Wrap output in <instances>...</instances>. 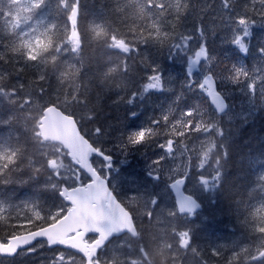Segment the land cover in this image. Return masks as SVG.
Listing matches in <instances>:
<instances>
[{
  "label": "trees",
  "instance_id": "obj_1",
  "mask_svg": "<svg viewBox=\"0 0 264 264\" xmlns=\"http://www.w3.org/2000/svg\"><path fill=\"white\" fill-rule=\"evenodd\" d=\"M228 3L230 7L224 8L221 0H29L26 10L20 11L24 19L18 22L14 20L18 0H0V201L20 203L28 198L45 209L62 203L47 182L50 170L44 163L43 143L28 115L31 108L36 110L35 118L43 108L54 105L74 118L97 150L112 157L124 177L117 180L126 190L124 194L116 191L111 178L107 180L130 212L138 234L136 238L112 239L98 253L99 264H237V257L238 264H248L253 254L264 250V233L260 232L264 229V95L259 88L255 93L249 90L243 76L233 84L232 69L233 65L244 68L257 82L264 77V61L256 58L264 27L257 14L253 28V13H248L253 35L247 56L231 45H222L224 37L242 27L229 15L243 16L245 6H253L249 0ZM255 8L257 13L264 11L259 3ZM201 21L212 29L206 36L211 50L207 58L227 103L221 116L213 111L202 88L186 87L195 78L191 71L186 76V61L174 51V45L185 36H200L203 46ZM24 27L29 32L24 34ZM71 36L74 50L67 43ZM152 65L159 68L153 75H162L165 90L142 94ZM187 110L193 115H185ZM164 115L169 116L167 122L162 120ZM149 126L156 133L154 138L132 149L126 147L129 133ZM179 126L182 134L173 143L184 153L181 146L196 131L207 130L214 138V151L206 165L199 166L197 158L186 171L185 161L181 163L186 186L196 182L201 191L196 197L201 210L192 221L176 212L170 195L163 201L159 193V184H169L164 175L169 157L161 164L153 163L162 157L158 145L169 141ZM98 128L103 130L101 135L96 133ZM124 174L132 175V182ZM213 174V189L209 185L205 190L202 185ZM138 194L143 200H158L166 213L154 214L157 219L145 216L141 225L132 210ZM13 214V210L0 213V240L52 221L32 218L23 222L11 217ZM180 231L188 232L186 241L180 239ZM124 239L109 249L110 244ZM215 241L220 245L214 248ZM183 242L188 243L187 248ZM43 245L45 253L59 251ZM108 250H112L110 257L101 256ZM67 253L84 264L78 255ZM55 260V264L68 263ZM251 264H264V258Z\"/></svg>",
  "mask_w": 264,
  "mask_h": 264
},
{
  "label": "water",
  "instance_id": "obj_2",
  "mask_svg": "<svg viewBox=\"0 0 264 264\" xmlns=\"http://www.w3.org/2000/svg\"><path fill=\"white\" fill-rule=\"evenodd\" d=\"M193 59L194 55L191 61ZM201 61L206 62L207 56H201L192 69L199 67ZM208 76L211 74H205L202 79L205 95L215 113L220 116L227 110V103L224 111L217 107L220 101L225 99L217 94L215 82L207 79ZM37 131L43 142L61 146L70 162L83 172L88 180L83 185L70 188L62 186L58 195L69 207L65 214L46 226L10 236L4 242L0 241V257L12 258L15 256L12 253L17 249L23 251L26 245L33 246L44 241L49 248L66 249L83 258L85 264H92L99 251L111 239L122 235L136 238L137 230L131 214L112 193L107 180L92 163L93 157L104 161V154L82 135L74 118L60 108L49 105L41 111ZM112 160L111 157V160L104 162ZM184 180L183 177L177 178L168 185L175 208L181 215L198 213L201 204L194 196L184 191ZM90 235L95 238L86 242V237Z\"/></svg>",
  "mask_w": 264,
  "mask_h": 264
},
{
  "label": "rangeland",
  "instance_id": "obj_3",
  "mask_svg": "<svg viewBox=\"0 0 264 264\" xmlns=\"http://www.w3.org/2000/svg\"><path fill=\"white\" fill-rule=\"evenodd\" d=\"M28 1L29 0H18V6L15 7L16 12L14 13V20L20 22V20L24 19V16L20 13V11L24 12L26 10V8H27L26 2H28ZM72 2H73V0H72ZM235 14H236V12L232 13L229 16L232 20L237 21L238 17ZM245 29L246 30L249 29L248 24H247V27ZM26 30L27 29L24 27L23 28L24 34L26 32H29L28 30L27 31ZM236 30L237 29H235L234 32H236ZM73 37L74 36H71L67 42L72 50L75 49V47H74L75 46L74 45L75 40ZM189 41H191L190 44H189ZM196 47H197L196 40L189 37V36H185V37L180 38L177 41L176 45H174V51L178 54L179 59L185 60V57H187V62L190 63V60L193 57V54L196 50ZM66 48L67 47H65L63 49H66ZM61 49H62V47H61ZM206 66L207 67L209 66L208 63L203 64V65L201 64V66L199 68H196L193 70L191 69V74H192L191 77H194L196 81H200L201 84H202V78L206 74V72H205ZM202 90L204 91V87H202ZM41 111L39 113V116H35V118H34V115L36 114V110L34 108H31L30 113L28 114L31 118L30 121L31 122L33 121L35 123L34 127L36 128V130H37V122L41 116ZM32 118H34V120ZM31 127H33L32 124H31ZM193 128H197V126H195V127L191 126V129H193ZM182 130H183V128L181 126H179V131L176 133H172L170 136L169 141H171V143L170 144H169V142L162 143L161 145L164 146L163 150L159 149L161 151L160 154L162 157H165V159L167 157H169V161L167 164L168 165L167 174H164L168 178V180H166L168 183L173 181L178 175H180V173H183V165L181 164L182 162L185 161V165L189 164V166H192L193 164H195V161H192V160L199 158L200 159L199 166L206 165L207 161H209L208 157H209L210 153H212L214 151V138L212 135H210L208 133L207 130L202 131V132L196 131V136H193L191 139H188L189 143L187 145L181 146L182 149L183 148L185 149L186 153H184L183 150H180L177 147H174L173 141L176 142V136H177V134L181 135ZM37 134L39 136L38 131H37ZM42 143H43L42 148L45 152L44 163H46V167L49 168V170H50V174L48 175V178H47V180L48 179L49 180L47 182L52 183L50 189H55V193L58 197H59L58 192L62 186H66V187L70 188V187H74L77 185H83L88 180L87 176L70 162V160L67 157L66 152L61 148V146H59L58 144H52V143H47V142H43V141H42ZM211 145H212V147H211ZM64 155L66 156V158L68 159V161L70 162L71 165H69V163L65 160ZM93 165L97 169L99 174L102 177H104L106 180H107V178L112 179V181L114 182V186L116 187V191L119 194L126 193V190L122 188V185L117 182V180H119V178H121V174H119V170H120L118 167L119 165L117 163H113V162L108 163V162L102 161L101 159L96 158V159H93ZM33 167L35 168L36 165L33 164ZM101 172H103V174H101ZM82 174L86 177V180H84V181H81V175ZM123 178H121V180ZM125 178L129 182H132V175H125ZM215 178H216V174H213L212 179L211 178L205 179L204 182H206V185H202V188H205V190H207L208 186L211 185V187H209V188H210V191H212V189H213L212 186L214 184L213 180ZM107 183L109 185L108 180H107ZM195 183L196 182H194L193 184H189L188 186H185V190L189 194L193 195L194 197H197L201 191L195 185ZM165 186H166V188L164 190ZM158 188H159L158 190L161 191V192H159L160 195L162 196V198H164L163 201H165L170 195V197L173 201V204H174V200H173V197H172L171 192L169 190L168 184L166 185V182H163V183L158 185ZM53 196H55V195H53ZM143 198H144L143 195L138 194L136 196L135 206L132 207V209L135 213V217L141 225L144 224L143 222H144V218H146L145 216H147L149 218V214H151V217H150L151 219H157L154 214L158 213L157 216H160L161 214L163 215L166 213V211L161 206L154 208V206L152 204V201H154V200H148V199L143 200ZM128 200L130 202L129 197H128ZM138 201H141V203L138 204ZM49 203H50V201H49ZM167 206H168V204H167ZM68 208H69L68 205L65 204L63 201H62V203H60L58 205L49 204L46 209H45V207H41L39 204L38 205L34 204L28 198H23L20 203L14 202V201L12 203L0 201V213L7 215L13 210L14 214L11 215V217L12 216H13V218L20 217V218H22L23 222H25L26 220L32 219V218H35V219L44 218L47 220H52L51 221V223H52L55 220H57L58 218H60L62 215H64ZM160 208L163 210V213H162V211H160ZM174 208H175V206H174ZM42 210H44V211H42ZM197 216H198L197 214H193L190 217L188 216L189 217L188 221H190V220L192 221L193 219H196ZM181 223H180V226L183 227V224H181ZM184 232H186V233H184ZM122 236H124V235H122ZM122 236H119V237H116L113 239H119ZM188 236L189 235H188L187 231H180L179 232L180 239H183L184 241H186ZM110 241H109V243H110ZM124 241H126V239L115 242L114 245L110 244L109 249H111V247H114V246L118 247V245ZM43 243L46 245L45 242H38L37 244H34L32 246L33 250H28V252H25V250H23L22 253H19L18 256L13 258V259L2 260V258H0V264H55V263H57V261L55 260L57 258H60L62 260H67L68 261L67 264H78V261L76 259H73L67 253L70 251H68L66 249L57 248L59 251H56L54 253V255H52L51 253H45V251H44L45 246L43 245ZM217 245H220V244H219V242L215 241L214 242V248L217 247ZM234 245H235V243H233V246ZM182 246H183V248H187L188 243L184 242V244ZM230 247H232V246H230ZM111 251L102 252L101 256L110 257L112 254ZM83 262H84V260H83ZM93 264H94V262H93ZM95 264H99V263L96 261ZM127 264H143V263L140 261H133V262L127 263ZM157 264H159V263L157 262Z\"/></svg>",
  "mask_w": 264,
  "mask_h": 264
},
{
  "label": "snow or ice",
  "instance_id": "obj_4",
  "mask_svg": "<svg viewBox=\"0 0 264 264\" xmlns=\"http://www.w3.org/2000/svg\"><path fill=\"white\" fill-rule=\"evenodd\" d=\"M41 2H43V0H41ZM60 3H63V0H60ZM222 6L224 8H228L230 7L228 0H221ZM249 3L251 5H253L252 7H248L247 5L245 6V14L243 16H240L237 18V24L238 25H247L250 22V18L248 16V13H253V16L251 18V23L253 24V28L256 26V21H255V15H260L261 19L259 21V25L260 27H264V11H261L259 13H257L255 5L257 3H259L262 7H264V0H249ZM76 7L78 8V5H76ZM163 7V5L161 6ZM253 29H245V27H238L236 32L231 33L230 36H226L221 40V44H227V45H231L233 47H235L241 54H243L244 56H247L250 52V45H251V37L253 35ZM212 31V29L210 28V26L206 23H204L203 21H201V25H200V32L203 34V36L205 37L204 41H203V47L200 46L199 40H200V36H195L193 37V39L197 40V47H196V51L194 53L195 59H193L190 63L187 62V57H185V61H186V76L188 75V73L191 71V69L193 67L196 66V61L200 59L201 56H207L210 53V49L208 47V43H207V39L206 36L207 34ZM121 44H125V41H120ZM191 43V41H189V44ZM125 51H127V48L125 47ZM171 55H175V53H172ZM256 58L264 61V40L260 41V44L258 45L257 49H256ZM255 63V60L253 61ZM201 64L203 65V61H201ZM211 68L212 66L209 65L208 71L209 73H211V76H208L207 79H212L215 82L216 85V92L217 94L222 96V93L220 92V83L218 81H216V74L211 72ZM235 72V76L232 79V83L236 84L238 82L239 77L243 76L245 78V83L247 84V87L249 90H251L253 93H255V91L257 90V88H259L261 95H264V77H262L258 82L253 79L245 70L244 68L241 67H235L233 65V69ZM159 72V68L157 66L152 65L151 69H150V73L145 76V83L143 85L142 88V94H148L152 91H156V90H165L163 87V77L160 74V76H155L153 75L154 73ZM194 75V74H193ZM204 79V78H202ZM151 80H155L156 83H150L149 81ZM206 82V80H205ZM192 85H196L198 88H202L203 84L200 83V81H196L195 79L192 80L191 84H186V87H192ZM168 91H172V89H167ZM130 103H134V99L129 101ZM177 102H178V98H177ZM217 107L220 108L221 111H224L226 108V102L221 100L220 103L217 105ZM134 114V113H133ZM185 115L187 116H192L193 112L191 110H187L185 112ZM162 120L164 122H167L169 120V116L164 115L162 117ZM160 123V121H153L152 124H156L158 125ZM96 133L97 135H101L103 133L102 129H96ZM156 135L155 131L153 130V128L151 126H149L148 128H140L139 130L133 131L131 133H129L126 136V140H127V145L126 147H128L129 149L135 148L139 145L142 144H146L149 142V140L151 138H154ZM169 143H171V141H169ZM158 147H160L163 150V145H158ZM0 155H2V153H0ZM103 160L104 161H108L111 160V156L109 155H104L103 156ZM165 160V157H160L158 159H156L153 163L155 164H161L163 161ZM101 174H103V172H101ZM149 175H153L151 172H149ZM158 178V177H157ZM262 180H264V176L261 177ZM186 183V178L184 180V184ZM136 194H131L129 195L130 197H134ZM152 204L155 207H159V201L158 200H154L152 201ZM151 217V214H149V218ZM261 233H264V229H260ZM28 250H33L32 249V245H26L25 246V252H28ZM18 253H21V249H17L15 253H12V255H17ZM213 255H217V253L213 252ZM264 258V250L259 251L258 253L253 254L248 261V264H251L252 261H256L258 259H262ZM237 259V264H238V257Z\"/></svg>",
  "mask_w": 264,
  "mask_h": 264
},
{
  "label": "flooded vegetation",
  "instance_id": "obj_5",
  "mask_svg": "<svg viewBox=\"0 0 264 264\" xmlns=\"http://www.w3.org/2000/svg\"><path fill=\"white\" fill-rule=\"evenodd\" d=\"M194 141V140H193ZM192 141V142H193ZM167 142H169L168 140H166V141H163V143H167ZM170 144V143H169ZM197 159V158H196ZM188 169H189V164H187V167H186V171H188ZM180 177H184V174L183 173H180V175H178L177 176V178H180ZM176 179V178H175ZM185 191V190H184ZM186 192V191H185ZM187 193V192H186ZM175 206V205H174ZM125 207V206H124ZM133 210V209H132ZM180 216H192L191 214H187V215H180ZM138 233V232H137ZM95 237L94 236H87L86 237V242H91L93 239H94ZM3 242H4V240H3ZM183 244H184V242H183ZM21 253H22V251H21ZM19 254V253H18ZM18 254L17 255H15L14 257H12V258H5V257H0V258H2V260H5V259H13V258H15V257H17L18 256ZM94 262V264L96 263V259L93 261Z\"/></svg>",
  "mask_w": 264,
  "mask_h": 264
},
{
  "label": "bare ground",
  "instance_id": "obj_6",
  "mask_svg": "<svg viewBox=\"0 0 264 264\" xmlns=\"http://www.w3.org/2000/svg\"><path fill=\"white\" fill-rule=\"evenodd\" d=\"M206 63H208V58H207V61H206Z\"/></svg>",
  "mask_w": 264,
  "mask_h": 264
}]
</instances>
